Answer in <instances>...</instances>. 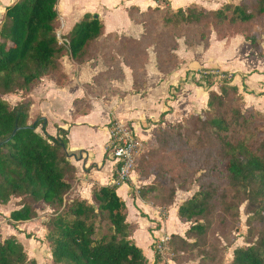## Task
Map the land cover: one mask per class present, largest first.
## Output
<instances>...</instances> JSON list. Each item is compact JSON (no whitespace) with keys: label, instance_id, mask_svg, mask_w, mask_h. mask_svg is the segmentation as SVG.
<instances>
[{"label":"trees","instance_id":"obj_1","mask_svg":"<svg viewBox=\"0 0 264 264\" xmlns=\"http://www.w3.org/2000/svg\"><path fill=\"white\" fill-rule=\"evenodd\" d=\"M155 1L158 5L145 11L128 9L142 26L138 38L104 34L98 17L85 14L65 45L57 38V0H16L5 7L0 21V205L17 199L8 214L14 222L35 219L38 204L48 207L43 226L52 264L165 263L155 248L149 262L133 242L134 224L126 221V205L115 184L93 186L89 198L70 195L76 169L68 159L67 132L38 133L41 121H28L29 103L10 105L2 97L26 94L44 76L62 86L67 80L64 55L76 63L101 59L105 69L86 84L89 93H99L109 89L110 79L122 76L121 65L130 69L139 90L149 48L157 67L172 71L178 65L173 49L180 37L186 45H207L212 32L218 38L241 34L263 53L264 0L229 1L212 10L195 5L172 10L167 0ZM255 22L261 28L250 30ZM85 102L73 101L79 108ZM145 149L136 169L141 179L153 178L138 188L142 199L165 209L177 189L197 186L177 208L189 227L167 239L174 263L224 264L222 239H228L244 204L246 244L233 249L229 264H264V113L246 105L236 85L218 82L208 91L205 109L158 125ZM0 264L38 262L16 236L0 234Z\"/></svg>","mask_w":264,"mask_h":264},{"label":"crops","instance_id":"obj_2","mask_svg":"<svg viewBox=\"0 0 264 264\" xmlns=\"http://www.w3.org/2000/svg\"><path fill=\"white\" fill-rule=\"evenodd\" d=\"M15 1L0 0V21L5 7ZM167 1L172 10L189 5L212 10L227 2ZM157 5L155 0H57V31L61 37L66 38L85 14H94L101 21L104 34L138 38L142 33V26L130 18L128 9L135 7L145 11ZM262 47L263 53L260 55L241 34L218 38L212 32L207 45L202 42L186 45L182 38H178L173 49L178 65L172 71H161L156 65L152 49L149 48L139 90L133 87L130 69L121 65L122 76L110 79L109 89L99 93H89L86 84H91L93 76L105 69L101 59L97 58L93 63H76L69 55H64L62 66L67 80L62 86H57L52 77L44 76L28 93L18 91L5 94L2 98L10 105L27 101L28 121L33 122L37 118L41 121L36 128L38 133L55 136L58 128L67 132L68 159L76 169V179L70 195L89 198L93 186L114 184L115 161L106 153L108 126L112 120L128 122L140 140H147L158 125L179 122L188 115L205 109L208 91L215 89L216 84L205 88L198 81L190 79L189 74L192 72L206 68L230 72V82L238 87L245 104L264 113V43ZM174 90L176 93L172 94ZM75 99H85L86 102L79 108L73 103ZM150 181L151 179H141L132 173L127 181L116 184V193L126 205V221L134 224L131 233L133 242L141 247L147 260L153 262L155 240L170 236L171 233L182 235L189 227L179 219L177 208L190 193L176 191L173 203L163 209L140 197L138 188ZM9 202L0 205V208L8 207ZM14 208L15 203L4 215L8 216L9 211ZM170 213L174 214L178 224L182 223L178 227L179 232L175 231L176 226L168 222ZM33 220L35 219L9 221L13 227L25 226L28 230H33ZM40 230L41 233L45 232L43 224ZM9 235L16 236L21 242V233L13 232ZM162 262L176 264L170 256L163 258ZM190 262L192 261L182 264Z\"/></svg>","mask_w":264,"mask_h":264},{"label":"rangeland","instance_id":"obj_3","mask_svg":"<svg viewBox=\"0 0 264 264\" xmlns=\"http://www.w3.org/2000/svg\"><path fill=\"white\" fill-rule=\"evenodd\" d=\"M232 2V3H239L241 0H227V2ZM261 28V26L259 25L258 22H255L254 25L251 27L250 30H259ZM183 40V37H180ZM261 39H264V34L261 35ZM184 42V40H183ZM201 43V42H199ZM264 43V40L263 42ZM197 44V43H194ZM191 44V45H194ZM148 140V139H147ZM147 140H141V146H140V150L136 156V159L134 161V165H133V172L135 173L136 176L138 178H140L139 176V172L136 169V163H137V159L139 157H141V155L144 153L145 149V142ZM165 160V159H164ZM153 175H150L147 179H152ZM197 189V186L195 185V183L192 184V186L190 187L189 190H187V192H189V196ZM179 189H177L176 191H178ZM17 199H11V201L9 202L8 207H5L3 209L0 208V234L5 237L13 232L15 233H21V242L24 244L23 247L27 253V255L29 257H33L37 260L38 264H52V260L50 257V251H49V247H48V243L44 238V233H41L40 227L41 224H43V221L46 220L48 214L50 213L48 207L44 204H38L36 206L37 208V217L35 218L34 222V229L33 230H28L27 227L25 226H20V228L17 227H13L10 224L9 218L8 216H5L4 213H6V211L10 208L14 207V203ZM246 218H247V214L244 210V204H242L239 207V217H238V222L237 224L232 228V230L229 233L228 239L224 240L222 239V243L225 246V250H224V264H229L232 258V251L235 247L237 246H242L246 244V234H247V224H246ZM182 223H187L188 225H190V222L188 221H183L181 220ZM168 222L170 225H174L176 226L175 231H178V227L180 224H178V222L175 220L174 214L170 213L169 217H168ZM179 232V231H178ZM43 234V235H42ZM170 237V236H169ZM17 238V237H16ZM228 242H230L228 244ZM169 252V248L167 249ZM168 256H171V254H168ZM160 262H162V259L160 258ZM195 261H192L188 264H195Z\"/></svg>","mask_w":264,"mask_h":264},{"label":"built area","instance_id":"obj_4","mask_svg":"<svg viewBox=\"0 0 264 264\" xmlns=\"http://www.w3.org/2000/svg\"><path fill=\"white\" fill-rule=\"evenodd\" d=\"M57 38L59 43L64 45L67 43V39L61 37L58 31ZM189 77L198 81L205 88H209V84H217L224 80L230 82L232 74L217 68H206L190 73ZM175 93L174 90L172 94ZM108 131L109 139L106 145V153L115 161L114 184L116 185L127 181L131 177L134 161L140 150L141 140L128 122L114 119L109 123ZM167 239L168 236H163L154 241V248L162 259L169 254Z\"/></svg>","mask_w":264,"mask_h":264},{"label":"water","instance_id":"obj_5","mask_svg":"<svg viewBox=\"0 0 264 264\" xmlns=\"http://www.w3.org/2000/svg\"><path fill=\"white\" fill-rule=\"evenodd\" d=\"M33 125V124H32Z\"/></svg>","mask_w":264,"mask_h":264}]
</instances>
